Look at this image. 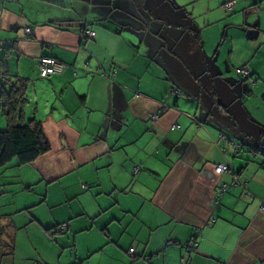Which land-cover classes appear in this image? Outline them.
Listing matches in <instances>:
<instances>
[{
	"label": "crops",
	"instance_id": "crops-1",
	"mask_svg": "<svg viewBox=\"0 0 264 264\" xmlns=\"http://www.w3.org/2000/svg\"><path fill=\"white\" fill-rule=\"evenodd\" d=\"M20 80L50 150L0 168V264H264V0H0Z\"/></svg>",
	"mask_w": 264,
	"mask_h": 264
},
{
	"label": "trees",
	"instance_id": "trees-1",
	"mask_svg": "<svg viewBox=\"0 0 264 264\" xmlns=\"http://www.w3.org/2000/svg\"><path fill=\"white\" fill-rule=\"evenodd\" d=\"M25 88L23 80H20L0 93V108L7 124L5 129H0V168L13 160L20 165L30 164L50 150L39 121L35 119L26 123L20 121L26 103ZM61 227H64L63 231ZM57 229V232L62 234L66 230V225L62 224ZM1 232H3L2 228H0V248L4 250L3 252L7 251L11 254L14 250L13 241L10 236L7 237V241H3ZM1 255L4 256L3 253Z\"/></svg>",
	"mask_w": 264,
	"mask_h": 264
},
{
	"label": "built area",
	"instance_id": "built-area-1",
	"mask_svg": "<svg viewBox=\"0 0 264 264\" xmlns=\"http://www.w3.org/2000/svg\"><path fill=\"white\" fill-rule=\"evenodd\" d=\"M227 9H232L233 8V3L230 2L228 4H226L225 6ZM27 35H31V30L30 29H26L25 30ZM84 36L86 38H91L92 36V32H90L89 30H86L84 32ZM38 64H39V68H40V77L42 78H47L50 76H54L57 74H60L63 70H64V65L59 64L57 61L51 59V58H40L38 60ZM239 73L241 74L242 78H248L250 75V72L247 69H240ZM159 117V115L155 114L154 116H152V118L154 120H156ZM222 141H224L227 144L231 145V152H230V157L232 159H235L237 157H239L240 155V151H241V146L238 142L234 141L233 139H227L226 137H222ZM231 171V166L227 163V164H217L215 166V172L217 174H223V173H227ZM238 182H233V185H236ZM227 191V186L223 185L220 187L219 189V196L216 200V203L219 202V200L221 199V197L224 195V193ZM262 209L264 210V204L262 206ZM64 230V227H61V231ZM191 247V249L194 250V247H196V244H189L188 247ZM133 250H130V252H132Z\"/></svg>",
	"mask_w": 264,
	"mask_h": 264
},
{
	"label": "rangeland",
	"instance_id": "rangeland-1",
	"mask_svg": "<svg viewBox=\"0 0 264 264\" xmlns=\"http://www.w3.org/2000/svg\"><path fill=\"white\" fill-rule=\"evenodd\" d=\"M2 130L5 129L4 128H1ZM244 138V137H243ZM238 142L242 145L241 146V151H240V154H245L246 156H249L250 158L249 159H254V158H257V151H255V149H252L250 147L247 146V144H245L242 140V138H237ZM260 157V156H259Z\"/></svg>",
	"mask_w": 264,
	"mask_h": 264
},
{
	"label": "water",
	"instance_id": "water-1",
	"mask_svg": "<svg viewBox=\"0 0 264 264\" xmlns=\"http://www.w3.org/2000/svg\"><path fill=\"white\" fill-rule=\"evenodd\" d=\"M11 45H12V43H11ZM231 139H233V138H231ZM233 140L236 141V142H238L237 139H233ZM253 142H254V140H253ZM238 143H239V142H238ZM254 143H255V142H254ZM239 144H240V143H239ZM240 146H242V145L240 144ZM247 146L250 147V148H252V149H255L254 146H253L251 143L248 144ZM259 148H260V147H259ZM259 148H257L256 151H259ZM260 150H261V149H260Z\"/></svg>",
	"mask_w": 264,
	"mask_h": 264
}]
</instances>
